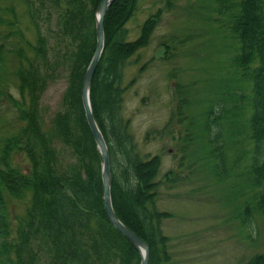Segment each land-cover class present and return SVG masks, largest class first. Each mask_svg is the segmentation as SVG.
Segmentation results:
<instances>
[{"label":"trees","instance_id":"trees-1","mask_svg":"<svg viewBox=\"0 0 264 264\" xmlns=\"http://www.w3.org/2000/svg\"><path fill=\"white\" fill-rule=\"evenodd\" d=\"M19 1L34 36L32 41L24 39L16 20L7 22L9 29L0 35V61L4 53L14 55L17 82L16 97L3 82L0 97L13 104L18 123L0 139V264H139L136 248L106 216L102 156L85 121L80 97L83 72L96 45L95 10L100 0ZM211 3L215 14L222 17L216 18L218 25L236 44L230 61L238 84L218 91L216 102L206 110L203 131L215 143L211 154L218 180L230 175L237 160L245 159L243 174L257 190L253 207L246 203L242 212L241 219L250 224L252 211L264 221V0ZM137 4L138 0H114L109 6L103 23L104 49L89 96L109 152L115 214L148 244L147 264H166L171 260L169 237L160 223L171 214L155 207V177L161 159L158 154L139 155L129 131L130 120L122 114L124 63L148 44L161 14L158 10L147 17L139 35L131 39L126 23ZM12 39L15 47L8 42ZM61 76L65 86L59 108L46 115L41 96ZM247 86L250 97L244 93ZM175 93L177 103L171 117L181 122L188 119L184 113L188 95L182 87ZM244 117L245 130L236 141L243 157L234 153L228 166L225 124L231 127ZM14 156L25 160L24 169L12 163ZM24 196L27 206L14 227L8 197ZM244 264H264V253Z\"/></svg>","mask_w":264,"mask_h":264},{"label":"rangeland","instance_id":"rangeland-1","mask_svg":"<svg viewBox=\"0 0 264 264\" xmlns=\"http://www.w3.org/2000/svg\"><path fill=\"white\" fill-rule=\"evenodd\" d=\"M158 10L160 19L148 44L124 63L121 86L122 114L130 120L129 131L139 155L158 154L161 159L155 177V207L171 214L160 223L169 237L171 260L166 264H244L253 255L264 253L263 219L254 211L250 224L241 219L245 204L253 207L257 190L243 174L246 161L242 158L235 162L229 176L218 180L216 159L211 154L215 143L203 131L206 110L216 102L218 91L237 87L230 61L236 44L218 25L216 18L222 17L215 14L211 0H138L126 23L129 38L137 37L144 20ZM15 20L23 38L32 41L34 35L23 3L0 0V35L9 29L7 22ZM8 42L15 47V40ZM15 65L13 54L2 55L0 88L3 82L16 97ZM64 86L61 76L43 92L40 104L46 115L59 108ZM178 87L186 91L189 100L184 112L188 119L181 122L171 117ZM244 93L250 97V87ZM245 112L247 117L248 105ZM245 117L231 127L225 124L227 165L235 159L234 153L243 157L236 141L242 139L238 135L245 130ZM15 118L13 104L1 96L0 139L15 130ZM186 135L190 138L185 140ZM13 160L22 169L26 167L22 157L14 156ZM168 172L175 180H168ZM7 206L15 227L27 206L26 196L8 197Z\"/></svg>","mask_w":264,"mask_h":264},{"label":"water","instance_id":"water-1","mask_svg":"<svg viewBox=\"0 0 264 264\" xmlns=\"http://www.w3.org/2000/svg\"><path fill=\"white\" fill-rule=\"evenodd\" d=\"M114 0H100L95 10V35L96 45L92 57L85 67L81 86H80V97L83 108L85 121L92 132L93 138L97 144V148L102 156L101 162V178L103 182V200L104 209L109 222L125 237L130 243L136 248L140 256L139 264H147L149 257V246L148 244L139 237L135 232L128 228L115 214L112 206L110 197V185H111V172H110V161L109 152L102 135V132L93 116L91 104H90V88L94 72L97 64L101 57L104 49V31L103 23L105 14Z\"/></svg>","mask_w":264,"mask_h":264}]
</instances>
